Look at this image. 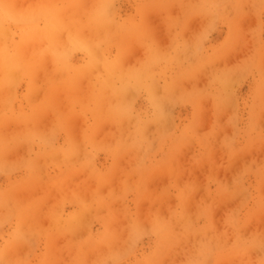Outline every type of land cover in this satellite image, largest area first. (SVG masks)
<instances>
[{
  "label": "rangeland",
  "instance_id": "374dc122",
  "mask_svg": "<svg viewBox=\"0 0 264 264\" xmlns=\"http://www.w3.org/2000/svg\"><path fill=\"white\" fill-rule=\"evenodd\" d=\"M263 218L264 0H0V264H264Z\"/></svg>",
  "mask_w": 264,
  "mask_h": 264
},
{
  "label": "bare ground",
  "instance_id": "6f19581e",
  "mask_svg": "<svg viewBox=\"0 0 264 264\" xmlns=\"http://www.w3.org/2000/svg\"><path fill=\"white\" fill-rule=\"evenodd\" d=\"M62 37V36H61ZM64 43V42H63ZM29 44V43H28ZM67 45V44H66ZM30 50V49H29ZM96 53V52H95ZM48 54H46L45 56H47ZM46 58V57H45ZM89 58V57H88ZM100 58V57H99ZM47 59V58H46ZM100 60V59H99ZM100 62V61H99ZM46 64V63H45ZM69 68V67H68ZM99 68V67H98ZM45 70V69H44ZM46 71H48V70H46ZM123 71H124V69H123ZM44 72V71H43ZM51 72V71H50ZM47 73V72H46ZM62 73H63V71H62ZM50 74V73H49ZM80 75H81V73H79ZM14 75V74H13ZM40 75V74H39ZM54 75V74H53ZM63 75V74H62ZM56 78V77H55ZM85 82V81H84ZM83 84V83H82ZM41 90V89H40ZM40 96V95H39ZM126 97V96H125ZM124 97V98H125ZM36 100V99H35ZM168 105V104H167ZM165 113V112H164ZM51 117V116H50ZM45 119H47V118H45ZM51 119H52V117H51ZM43 120V119H42ZM41 120V121H42ZM222 121V120H221ZM45 122V121H44ZM48 122V121H47ZM123 123H125V122H123ZM29 125V124H28ZM109 125V124H108ZM108 125H105V128H107L106 126H108ZM19 127V126H18ZM81 128V127H80ZM111 128V127H110ZM46 130V129H45ZM115 132V131H114ZM74 134V133H73ZM77 134V133H76ZM101 134V133H100ZM99 135V134H98ZM97 135V136H98ZM78 136V135H77ZM96 136V137H97ZM79 137V136H78ZM79 139V138H78ZM80 140V139H79ZM78 140V141H79ZM108 141V140H107ZM79 145H80V143H79ZM82 145V144H81ZM81 145H80V147H81ZM23 148V147H22ZM81 149V148H80ZM79 149V150H80ZM81 151V150H80ZM79 152V151H78ZM79 154V153H78ZM59 155V154H58ZM187 155V154H186ZM212 157V156H211ZM73 158V157H72ZM78 158V157H77ZM81 158H82V156H81ZM58 159V158H57ZM83 159V158H82ZM79 160V159H78ZM181 160V159H180ZM123 162V161H122ZM119 164H120V161H119ZM131 164V163H130ZM140 164V163H139ZM204 164V163H203ZM127 168V167H126ZM190 169V168H189ZM198 170H199V168H198ZM162 171V170H161ZM195 171H197V170H195ZM201 171V170H200ZM162 173H164V172H162ZM196 173V172H195ZM117 174V173H116ZM184 174V173H183ZM80 175V174H79ZM85 175V174H84ZM162 175V174H161ZM186 175V174H185ZM44 176V175H43ZM160 176V175H159ZM166 176H168V174L166 173ZM165 176V178H166V180H167V178H170V176L169 177H166ZM123 177V176H122ZM158 177V176H157ZM156 177V179H159L160 177H158L157 178ZM162 177V176H161ZM164 177V176H163ZM78 178V177H77ZM80 178V177H79ZM113 178V177H112ZM184 178H185V176H184ZM155 179V180H156ZM175 179V178H174ZM160 180V179H159ZM163 180V179H162ZM161 180V181H162ZM75 181H76V179H75ZM174 181V180H173ZM177 181H178V179H177ZM195 181V180H194ZM109 182H111V181H109ZM153 182V181H152ZM155 182V181H154ZM162 182H164V181H162ZM199 182V181H198ZM114 183H115V181H114ZM150 183H151V181H150ZM160 183V182H159ZM111 184V183H110ZM158 184V183H157ZM112 185V184H111ZM158 186V185H157ZM91 187V186H90ZM159 187V186H158ZM116 189V188H115ZM152 190V189H151ZM114 192H115V190H113ZM196 192V191H195ZM235 192H236V189H235ZM118 193H119V191H118ZM57 194V193H56ZM152 194H153V192H152ZM196 194V193H195ZM194 194V195H195ZM245 194V193H244ZM151 195V194H150ZM231 196V195H230ZM147 197H149V196H147ZM237 197H238V195H237ZM151 198H152V196H151ZM243 198V197H242ZM247 198V197H246ZM245 198V199H246ZM155 199H156V197H155ZM191 199V198H190ZM231 199V201H233L232 200V198H230ZM235 199V198H234ZM239 199V198H238ZM166 200V199H165ZM225 200V199H224ZM224 200H223V202H224ZM237 200V199H236ZM220 201V200H219ZM154 203V202H153ZM164 203V202H163ZM220 203H221V201H220ZM231 203V202H230ZM123 204V203H122ZM185 204V203H184ZM222 204H224V203H222ZM156 205V204H155ZM111 206V205H110ZM189 206V205H188ZM220 206V205H219ZM227 206V205H226ZM154 207V206H153ZM229 207V206H228ZM143 209V208H142ZM91 212V211H90ZM141 212V211H140ZM144 212V211H143ZM160 212V211H159ZM99 213V212H98ZM162 213V212H161ZM91 215V214H90ZM92 217V216H91ZM140 217H142V216H140ZM127 218V217H126ZM75 219V218H74ZM83 219V218H82ZM91 219V218H90ZM128 219V218H127ZM140 219V218H139ZM264 219V218H263ZM92 220V219H91ZM123 220H124V218H123ZM260 220V219H259ZM85 221V220H84ZM118 221V220H117ZM130 221V220H129ZM261 221V220H260ZM259 221V222H260ZM263 221V220H262ZM86 222V221H85ZM119 222V221H118ZM126 222V221H125ZM146 222V221H145ZM260 223H262V222H260ZM123 224H124V222H123ZM141 224V222L139 223V225ZM125 225H126V223H125ZM117 226V225H116ZM141 226V225H140ZM146 227V226H145ZM26 229V228H25ZM119 229V228H118ZM126 229V228H125ZM122 230H123V228H122ZM19 231H21V230H19ZM83 231V230H82ZM85 231H86V229H85ZM78 233H79V231H77ZM126 232V231H125ZM21 233V232H20ZM80 234V233H79ZM123 235V234H122ZM129 235V234H128ZM27 236V235H26ZM73 236V235H72ZM81 236V235H80ZM78 237V236H77ZM123 237V236H122ZM31 238H29V240H30ZM123 239V238H122ZM28 240V241H29ZM118 243V242H117ZM120 243V242H119ZM126 243V242H125ZM125 243H123V245L125 244ZM109 245H111V244H109ZM114 245V244H113ZM33 246V245H32ZM120 246V245H119ZM126 246V245H125ZM102 247V246H101ZM105 247V246H104ZM116 247V246H115ZM113 248V247H112ZM26 249V248H25ZM115 249V248H114ZM119 250H120V247L118 248ZM100 250H102V249H100ZM24 251V250H23ZM98 251V250H97ZM107 251V250H106ZM255 251V250H254ZM21 252V251H20ZM95 252V251H94ZM103 252V251H102ZM101 254V253H100ZM92 255V254H91ZM2 256H4V255H2ZM89 256V255H88ZM87 256V257H88ZM1 258H3V257H1ZM90 258V257H89ZM88 258V259H89Z\"/></svg>",
  "mask_w": 264,
  "mask_h": 264
}]
</instances>
